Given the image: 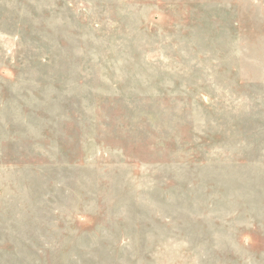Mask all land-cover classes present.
Masks as SVG:
<instances>
[{
    "label": "rangeland",
    "instance_id": "rangeland-1",
    "mask_svg": "<svg viewBox=\"0 0 264 264\" xmlns=\"http://www.w3.org/2000/svg\"><path fill=\"white\" fill-rule=\"evenodd\" d=\"M0 264H264V0H0Z\"/></svg>",
    "mask_w": 264,
    "mask_h": 264
}]
</instances>
